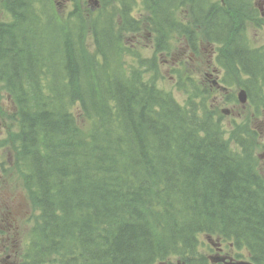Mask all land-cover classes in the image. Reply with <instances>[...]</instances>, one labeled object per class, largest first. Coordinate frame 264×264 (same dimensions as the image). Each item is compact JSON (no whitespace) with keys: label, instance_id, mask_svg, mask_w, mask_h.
<instances>
[{"label":"trees","instance_id":"1","mask_svg":"<svg viewBox=\"0 0 264 264\" xmlns=\"http://www.w3.org/2000/svg\"><path fill=\"white\" fill-rule=\"evenodd\" d=\"M77 1L64 14L58 0H8L0 21L10 140L41 212L20 264H212L208 235L264 264V140L256 158L259 136L235 124L232 148L210 92L188 75L181 103L156 58L217 45L264 111V52L241 36L249 0ZM145 26L152 55L134 43Z\"/></svg>","mask_w":264,"mask_h":264},{"label":"rangeland","instance_id":"2","mask_svg":"<svg viewBox=\"0 0 264 264\" xmlns=\"http://www.w3.org/2000/svg\"><path fill=\"white\" fill-rule=\"evenodd\" d=\"M58 1L62 2L59 12H66L68 3ZM10 19L11 14L2 3L0 20ZM249 36L254 45L264 44V21L262 26L252 23ZM153 40V35L145 26V29L135 36L134 43L145 52L148 51L147 55H152ZM130 46L134 47L132 44ZM156 58L164 75V78L158 79V83L164 89L171 91L181 102H185L186 92L177 86V82L180 76L186 80V76L194 75L199 89L210 91L206 101L212 110L222 115V123L228 130L227 135L235 123L251 128L259 136V144L253 146L254 156H260L263 151L264 114L256 113L249 99L245 104L238 100V94L244 88L239 86L237 78L225 85L219 83L224 71L216 66L213 46L200 42L198 50L194 52L187 42L183 41L173 44L169 54L157 53ZM15 115L16 107L7 96L0 80V264H19L22 252H26L30 247V242L27 241L33 227L40 223V210L31 199L25 185L24 173L18 165L16 151L10 140V133L17 126V121L15 123L13 120ZM232 144L234 145L233 141ZM208 253L214 254L212 251ZM175 263L176 260L173 259L170 264Z\"/></svg>","mask_w":264,"mask_h":264},{"label":"water","instance_id":"3","mask_svg":"<svg viewBox=\"0 0 264 264\" xmlns=\"http://www.w3.org/2000/svg\"><path fill=\"white\" fill-rule=\"evenodd\" d=\"M240 99H241L243 102L246 101V93H245V91H242V92L240 93ZM243 264H247V263H243Z\"/></svg>","mask_w":264,"mask_h":264},{"label":"bare ground","instance_id":"4","mask_svg":"<svg viewBox=\"0 0 264 264\" xmlns=\"http://www.w3.org/2000/svg\"><path fill=\"white\" fill-rule=\"evenodd\" d=\"M18 77H19V75H18ZM87 101V100H86ZM79 102V101H78Z\"/></svg>","mask_w":264,"mask_h":264},{"label":"flooded vegetation","instance_id":"5","mask_svg":"<svg viewBox=\"0 0 264 264\" xmlns=\"http://www.w3.org/2000/svg\"><path fill=\"white\" fill-rule=\"evenodd\" d=\"M1 1V0H0ZM0 4H1V2H0Z\"/></svg>","mask_w":264,"mask_h":264}]
</instances>
